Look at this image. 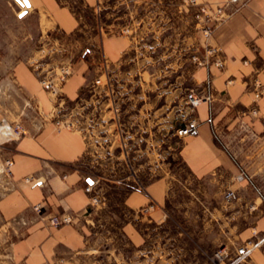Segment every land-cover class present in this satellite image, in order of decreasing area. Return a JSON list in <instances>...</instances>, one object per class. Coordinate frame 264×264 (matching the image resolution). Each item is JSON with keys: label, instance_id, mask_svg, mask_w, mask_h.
<instances>
[{"label": "crops", "instance_id": "1", "mask_svg": "<svg viewBox=\"0 0 264 264\" xmlns=\"http://www.w3.org/2000/svg\"><path fill=\"white\" fill-rule=\"evenodd\" d=\"M198 1L216 6L225 0ZM26 2L0 0L8 12L0 14V55L8 56L6 63L0 62V71L7 72L8 91L16 97L0 96V122L20 120L26 128L22 138L5 140L1 146L12 166L7 186L0 190V264H160V228L166 219L163 205L172 192L170 178L159 176L125 190L120 211L102 216L105 210L93 207L92 201L96 179L80 165L85 136L78 129H57L44 121L51 108L59 106L39 80L69 67L71 74L61 83L60 96L64 101L79 100L96 77L95 56L102 54L117 81L124 82L130 72L143 82H156L158 67L134 66L132 55L175 54L182 49L177 45L188 39L193 8L183 0ZM128 23L135 25L140 38L123 31ZM165 23L168 26H162ZM167 30L173 33L169 37L161 34ZM207 43L217 51L208 66L191 70L189 86L194 96L209 90L211 98L193 109L197 134L173 147H178L179 158L197 183L182 184L187 199H177L167 209L170 215L173 208L181 221L167 242L171 245L173 240L177 252L184 253L164 261L207 264L208 248L237 253L251 240L258 246L248 259L235 264H264V91L256 95L264 89V0H244ZM215 59L222 65L213 63ZM128 98H136V111L128 116L124 133L119 122L128 161L139 171L146 152L147 165L158 170L159 141L152 137L159 125L156 131L154 126H143L144 117L150 115L144 102L149 96ZM26 103L42 113L27 109ZM114 114L108 117L111 122L123 112ZM5 133L0 127V135ZM232 156L250 174V183L235 179L238 169ZM27 177L32 179L26 181ZM228 191L233 196L226 197ZM152 202L159 209L144 211ZM37 203L42 204L41 217L32 210ZM60 213L72 214L74 222L49 226L46 216ZM187 254L193 255L188 262Z\"/></svg>", "mask_w": 264, "mask_h": 264}, {"label": "rangeland", "instance_id": "2", "mask_svg": "<svg viewBox=\"0 0 264 264\" xmlns=\"http://www.w3.org/2000/svg\"><path fill=\"white\" fill-rule=\"evenodd\" d=\"M184 2L188 4L186 1ZM191 8H193V11L190 13L191 18H188L187 24L190 26L189 28L191 31L187 32L188 39L184 41L185 43H178V48L183 47L182 49H178L179 52L177 51L175 54H146L137 57L134 54L132 55L134 66L142 67L154 64L158 67L160 72L156 82H143L140 77L130 72L127 77H124V82L117 81L116 79L119 77L114 76V72L110 71L107 66V60H105L102 54H96V77L79 100L64 101L59 95L60 93L55 96L50 92V88L44 87L42 81L48 80L50 77H44L39 80L41 88L46 92L48 98L56 99L59 106L58 108L54 106L53 110L51 108L49 116H47V119H44V121L53 123L57 129H78L85 136L86 152L80 160V165L82 170L93 175L96 179L92 201L94 200L93 207L101 206V208L105 210L102 216L108 212L116 213L120 211V198L125 190L131 189L137 185H144L145 182L159 176L170 178V188L172 192L171 197L163 205L166 219L164 222L165 225L160 228L161 256H163L161 257L160 264H168L164 260H166L165 258L169 255L175 256L176 254L184 253L183 251L177 252L179 249L174 245L175 242L173 240L171 241V245L167 242L168 235L170 233L174 235L175 233V225L181 223L180 217L176 211L172 208V210L169 211L170 215H167V209L173 206L175 200L182 198L187 199V196L183 193L182 184L193 187L197 185V183L191 179L183 162L179 158L178 147L173 148L174 143L177 146L182 138L187 137L186 135H178L177 130L185 127L195 118L193 109L196 108V106L191 105L188 101V95L194 93L189 86L190 73L192 69L198 66L192 58L195 55L201 56L206 45V40L201 31V19L196 17L197 8ZM7 13L6 8L0 7V14ZM125 25H127L129 34L133 36L138 34L134 24L128 23ZM162 26H168V23L162 24ZM161 34L165 37H169L173 33L167 30L161 32ZM140 36L141 34L139 38ZM160 51L162 52V50ZM7 57L5 53L0 55V62L6 63L8 60ZM74 57L75 56H70L68 58L72 59ZM54 72L55 74L53 77L56 76L58 70ZM6 73L7 72L0 71V96L9 95L8 98H16L12 96L13 94L10 92L11 89L7 87ZM8 89L10 90L8 91ZM135 95L149 96V98L144 99L145 112L147 111L150 113V115L144 117V128L148 126L152 128L154 126L156 131L157 124L159 125V129L152 137L154 141H159L160 157L158 170H152L150 165H147L146 152L143 153L144 157L139 160L142 163L139 171L135 170V166L130 165V161H128L127 158L128 154L124 145L126 140H124V135L121 136L119 128L123 126L124 133L125 126L127 125L126 122L130 121L128 116L130 113L136 111V104L134 105L136 98H128L130 96L135 97ZM196 97H201V95ZM107 99L111 100V103L107 102ZM25 106L29 110H35L37 114L42 113L38 106L36 107L28 103H26ZM109 110H112V112H108ZM121 112H123V114L121 117L119 115L117 121L115 120L116 123L114 119L112 122L108 119L109 116H115L114 113L119 114ZM153 112L155 113L152 114ZM152 116H154L153 119ZM157 120H159L158 123H156ZM1 122H3L2 124L5 130H7L6 133L0 137V190L2 191L7 186L6 178L10 173L12 165L9 169L6 168L5 161L11 159L4 156L1 146L5 140H18L22 138L26 134V128L20 120L15 122H6L2 120ZM119 122H122L123 125L119 126ZM155 123L156 125H154ZM15 124H20L25 129V134L13 136L12 127ZM8 132H11V134L8 135ZM147 135L148 133L145 131L143 136L145 139L142 143L143 148H146ZM150 141L151 140H149V142ZM120 145H122V150ZM169 146H172V149H169ZM111 155L112 159H110ZM232 157L238 169L235 179L237 181L247 180L249 182V179H247L248 177L252 180V177L246 171L245 167L235 159L236 157ZM125 158H127V161ZM139 161L137 160V162ZM241 170L244 172V178L238 179L237 175ZM31 179L32 178L29 177L25 178L26 181ZM252 184L253 186L256 185L254 182ZM35 205L36 204L32 205V210L35 215L39 217L43 216V209L41 208L40 213H38L34 210ZM154 209L156 210L159 208L154 207ZM182 248L183 247H181V249ZM216 252L223 253L224 258L222 261L215 256ZM236 257V251L232 253L228 251L225 252L222 248H208L207 264H235L236 262L234 261ZM247 257H249V255L245 258L248 259ZM192 258V254H190V256L187 254L184 259L188 262ZM175 264L179 263L176 261Z\"/></svg>", "mask_w": 264, "mask_h": 264}, {"label": "built area", "instance_id": "3", "mask_svg": "<svg viewBox=\"0 0 264 264\" xmlns=\"http://www.w3.org/2000/svg\"><path fill=\"white\" fill-rule=\"evenodd\" d=\"M188 3L190 7H196V17L201 19V31L202 34L206 40V45L204 47L203 53L201 56L195 55L193 56V61L197 63L198 66H208L211 63V57L215 55L217 48L208 44V39L211 37L214 29L224 21H226L228 18H230L232 15L237 13L242 4L244 3V0H225L223 4L213 6L212 4L208 2H200L198 0H184ZM123 31H128V29L123 28ZM213 63L217 64L218 66L222 65V62L218 59H215ZM70 74L69 67H60L58 69V73H56L55 77H50L48 80H43L42 83L44 87L50 88V92L53 95H58L60 93V85L63 81L66 80L68 75ZM55 78V79H54ZM261 91H264L263 88L260 89L259 92H256V95H260ZM60 95V94H59ZM211 98L209 90L206 92L204 96L196 97L192 93L188 95V101L191 105L197 106L200 102L203 100L209 101ZM208 121L212 123V118L209 117ZM197 119H192L185 127L179 128L177 130L178 135H186L191 136L197 134ZM13 136H19L21 134H25V129L20 124H15L12 127ZM216 138H219V136L214 133ZM6 168H10L12 165L11 160L5 161ZM244 172L239 171L237 178L243 179L244 178ZM249 182H251L250 178ZM90 187V186H89ZM226 197L233 196V192L229 191L225 195ZM94 201V200H93ZM154 207H158L157 204L151 203L147 206V208H144V211L153 209ZM42 208L41 204H36L34 206V210L38 213H40ZM75 219V216H73L70 213H60V214H54L47 216V222L50 226L53 227H59L66 224H71ZM259 242L255 241H247L242 246L238 247L237 249V257L234 262H238L241 259H244L246 256H248L257 246ZM215 256L219 260H223L224 255L222 252H216ZM233 262V263H234Z\"/></svg>", "mask_w": 264, "mask_h": 264}, {"label": "water", "instance_id": "4", "mask_svg": "<svg viewBox=\"0 0 264 264\" xmlns=\"http://www.w3.org/2000/svg\"><path fill=\"white\" fill-rule=\"evenodd\" d=\"M21 4H25L27 5L26 0H18ZM87 182H89L90 184L92 183V180L90 178H88Z\"/></svg>", "mask_w": 264, "mask_h": 264}, {"label": "bare ground", "instance_id": "5", "mask_svg": "<svg viewBox=\"0 0 264 264\" xmlns=\"http://www.w3.org/2000/svg\"><path fill=\"white\" fill-rule=\"evenodd\" d=\"M2 123H3V122H0V126H1V127H3V124H2ZM3 128H4V127H3ZM4 129H5V128H4ZM5 131H7V130H5ZM9 134H11V132H8V135H9ZM3 135H4V134H3ZM1 136H2V135H0V137H1Z\"/></svg>", "mask_w": 264, "mask_h": 264}]
</instances>
